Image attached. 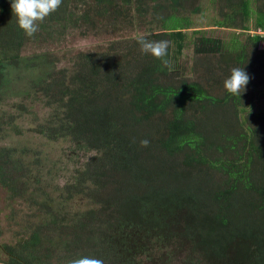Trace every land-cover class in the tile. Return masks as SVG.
I'll return each mask as SVG.
<instances>
[{
    "label": "trees",
    "instance_id": "1",
    "mask_svg": "<svg viewBox=\"0 0 264 264\" xmlns=\"http://www.w3.org/2000/svg\"><path fill=\"white\" fill-rule=\"evenodd\" d=\"M215 1L229 8L220 15L224 25L236 28L239 19L238 28H245L248 0ZM187 2L63 0L28 37L17 26L11 0H0V73L15 64L27 41L48 43L68 33L98 37L122 29L119 20L133 26L145 18V37L172 40L179 54L187 22L178 11ZM255 15V26L264 31V0ZM229 48L222 62L232 64L233 53L237 66L246 67V53ZM221 50L218 39L198 36L192 42L196 57ZM46 55L35 57L48 63ZM76 55L43 87L55 105L46 130L92 153L60 188L63 205L76 208L59 216L42 211L44 221L31 216L11 244L0 246L2 264H67L80 256L134 264V257L152 252L149 246L183 254L182 264H264V110L244 115L242 123L244 96L213 92L207 80L201 85L177 77L143 54L136 38ZM144 139L147 147L140 145ZM241 161L263 169L248 171ZM12 172L3 163L0 180L19 197L24 188L10 183ZM229 178L234 181L227 184Z\"/></svg>",
    "mask_w": 264,
    "mask_h": 264
},
{
    "label": "rangeland",
    "instance_id": "2",
    "mask_svg": "<svg viewBox=\"0 0 264 264\" xmlns=\"http://www.w3.org/2000/svg\"><path fill=\"white\" fill-rule=\"evenodd\" d=\"M261 3L262 0H248V16L243 22L245 28L242 30L238 28L239 19L235 20L236 28L224 25L226 22L220 15L228 14L230 11L226 6L221 7L222 2L216 5L215 0H188L178 11L179 15H182L180 17H185L184 22H187V28L182 30L183 47L179 54H175L176 49L172 40L169 46L171 61L169 68L177 77L201 85H205L207 80L206 88L211 87L213 92L218 94L223 93V81L230 75V70L239 67L234 60L237 55L233 53L230 54L232 64L226 65L222 62L228 54L226 49L233 47L237 52L242 49L246 53V60L241 64L246 67L241 68L248 74L249 82L241 95L248 105L240 113L239 120L242 123L246 118H242L244 115L260 114L264 110V40L256 44L249 40L255 34L264 38V31L255 26V12ZM143 19L140 24L135 20L133 26L119 20V28L121 25L122 29L117 31L109 29L108 33L98 37H80L75 33H68L48 43L34 44L27 41L20 50L15 64L2 67L0 167L4 163L6 170L7 168L12 170L14 178L10 183L24 190L22 195L15 197L7 182L2 184V179L0 180V246L11 244L15 235L20 233L22 224L33 221L31 216L35 222L37 219L40 220V216L41 221H44L43 218L47 217L48 220V216L42 215V211L56 212V216H59L62 212L75 210V203L63 205L60 188L81 170L86 159L92 154L79 150L70 140L53 136L46 130L49 120L55 114V105L50 103L43 87L49 83L50 77L68 69L70 62L78 53L104 50L109 45L115 48L116 40L147 36L144 31L145 18ZM158 29L160 27L156 26L154 30ZM51 32L55 38L57 34L55 31ZM198 36L218 39L222 44L220 53L215 56L196 57L192 52V42ZM40 53L48 54L51 61L46 63L42 58H36L35 56ZM242 104L244 105L243 102ZM252 119L255 117L250 118L251 123ZM241 162L243 166L246 162L248 164V161ZM249 166L248 164V171ZM250 167L263 169L259 165ZM231 181L234 180L230 178L225 180L227 184ZM29 197L30 202H27L26 198ZM45 200L48 201L45 207L37 206L45 203ZM141 242L135 240L133 243L138 246ZM148 249L152 252H148L144 258L134 257V264H182L179 259L184 255L180 257L172 249L161 252L153 250L152 246ZM182 251L189 255L187 248ZM3 262L5 257L0 252V264Z\"/></svg>",
    "mask_w": 264,
    "mask_h": 264
},
{
    "label": "clouds",
    "instance_id": "3",
    "mask_svg": "<svg viewBox=\"0 0 264 264\" xmlns=\"http://www.w3.org/2000/svg\"><path fill=\"white\" fill-rule=\"evenodd\" d=\"M63 0H11L12 14L16 17L17 26L28 37H33L39 31V25L48 16L56 12ZM136 43L143 54L150 55L160 61L164 67H170L168 59V40H150L143 35L136 38ZM249 82L248 74L241 67H234L230 75L223 81L224 89L232 95H240ZM150 141L141 140L140 145L147 147ZM67 264H104L102 259L90 256L73 258Z\"/></svg>",
    "mask_w": 264,
    "mask_h": 264
}]
</instances>
